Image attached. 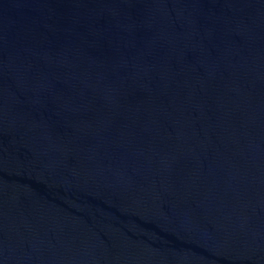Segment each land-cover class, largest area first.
Returning a JSON list of instances; mask_svg holds the SVG:
<instances>
[{"label": "water", "instance_id": "1", "mask_svg": "<svg viewBox=\"0 0 264 264\" xmlns=\"http://www.w3.org/2000/svg\"><path fill=\"white\" fill-rule=\"evenodd\" d=\"M0 264H264V0H0Z\"/></svg>", "mask_w": 264, "mask_h": 264}]
</instances>
